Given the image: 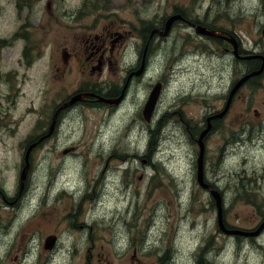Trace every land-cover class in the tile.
Here are the masks:
<instances>
[{
  "label": "rangeland",
  "instance_id": "1",
  "mask_svg": "<svg viewBox=\"0 0 264 264\" xmlns=\"http://www.w3.org/2000/svg\"><path fill=\"white\" fill-rule=\"evenodd\" d=\"M85 1L0 0V264H264V228L250 237L223 232L197 180L199 132L208 111L223 105L228 81L212 76L210 45L178 21L155 45L144 85L115 115L83 106L33 148L20 192L26 152L48 134L55 110L81 82L123 76L82 75L77 64L63 74L62 49L74 38L107 25L134 46L177 11L234 32L247 50L264 48V0ZM160 79L167 89L148 122L149 84ZM263 128L261 77L239 92L207 144L205 176L221 191L227 229L264 225Z\"/></svg>",
  "mask_w": 264,
  "mask_h": 264
},
{
  "label": "flooded vegetation",
  "instance_id": "2",
  "mask_svg": "<svg viewBox=\"0 0 264 264\" xmlns=\"http://www.w3.org/2000/svg\"><path fill=\"white\" fill-rule=\"evenodd\" d=\"M88 2L89 0H86L83 6L85 7ZM176 14H178L177 11H175L173 15ZM182 16L184 19L178 22L185 26L184 30L186 32L190 30L194 34H197L195 26L202 25L209 30L218 31L223 36V38H214L197 34V37L200 40L207 42L210 45L208 46L211 47V49H207V52H205L206 55L208 54L209 56L205 61L211 62L213 65L212 70H214V74L212 76L217 75L219 80L228 81V93L224 94L221 98L223 105L221 108L208 111L199 132L200 137L203 132L209 128V132L205 137L207 151V144L209 143V140L220 132V124L231 115L235 99L239 92L255 80L257 81L258 78L264 77L263 70L261 74L249 78L234 95L231 103L228 104L234 87L243 78L259 71L262 67L264 68V48L257 52L247 50L243 47L239 36H237L234 32L217 28L213 24L207 25L199 19L197 20L184 14ZM176 22L174 23L170 33L165 37H161L159 32L153 34L156 29L161 32L164 30L165 26L162 24L155 26L156 28L154 27L150 36L140 34L137 38V43L134 46L132 45L133 47H129L122 31L114 30L113 28H109L107 25L106 27H103V30L98 34H88L74 38L76 43L72 47L62 49L64 59L62 60V67L59 70L64 69L65 71L63 74H67L68 72L73 73L74 64H77L82 75L98 71L99 77H102L105 72H116L121 69L123 76L115 82H81L78 92L68 96L67 100L55 110L56 114L61 107L64 108L60 111L56 119L54 132L56 131L57 133L58 128L61 127L65 118L69 114L83 106H107L109 108H115V110L116 108L122 106L126 100H128L133 88L139 89L144 85L145 79L149 76L153 69L151 64L156 53L153 52L155 45L158 43L161 45L162 42H165L170 38L173 34L175 25H177ZM132 50L134 53L131 58L133 59V62L128 63L126 61V57ZM215 61L217 62V66L214 64ZM237 66L240 67L239 71ZM157 84L161 85V97L163 96L167 89V82L163 79H160L155 84H149V87L152 88L149 96ZM77 96L79 99L74 104H70L71 100ZM228 105L229 109L224 118L213 119L209 124L208 119L222 113ZM117 111L118 110L114 111L113 114L115 115ZM262 136L264 143V128L262 129ZM232 141L233 138H230L227 141V145L231 144ZM205 181L208 184H212L206 180V176ZM212 185L219 190L217 185ZM208 191L211 193L210 190ZM3 198L11 205L16 204L18 201V198L13 200H9L6 196H3Z\"/></svg>",
  "mask_w": 264,
  "mask_h": 264
},
{
  "label": "water",
  "instance_id": "3",
  "mask_svg": "<svg viewBox=\"0 0 264 264\" xmlns=\"http://www.w3.org/2000/svg\"><path fill=\"white\" fill-rule=\"evenodd\" d=\"M183 19L184 18H183V16L181 14H177V15L171 16V17H169L167 19V21L165 23L164 30L161 32L160 30L156 29V30H154L153 34L156 33V32H159L161 37H165L172 30V27H173L174 23L176 21H180V20H183ZM195 28H196V33L199 34V35L209 36V37H214V38H223V36L218 31L209 30L208 28L203 27L202 25H197V26H195ZM153 34H152V36H153ZM263 36H264V29H263ZM263 70H264V68L262 67L259 71L255 72L253 74H250L247 77L243 78L234 87V89L232 90L228 104L231 103V100L233 99L234 95L237 93V91L241 88V86L249 78L261 74L263 72ZM160 93H161V85L158 84V85L155 86L154 90L152 91V93H151V95H150V97H149V99H148V101H147V103L145 105V108H144V111H143V115H144L145 119L148 122L152 121L153 115L155 113V110H156V107H157V104H158V101H159ZM78 99H79L78 96L74 97L71 100L70 104H74ZM63 109L64 108L61 107L56 112V114L54 115L53 123H52V125L50 127V131L48 132V134H46L45 136L40 138L39 141H36L34 144H32L28 148V150L26 152V155H25V164H24V167L22 169L21 176H20V186H21L20 192L23 191L24 186H25V182H26V180L28 178V174H29L30 167H31L30 155H31V152H32L33 148H35L36 146H38L43 141H45L46 139H48L49 137H51L53 135L55 127H56V119H57L60 111H62ZM228 109H229V105L226 107V109L222 113H220V114H218V115H216L214 117L209 118L208 119L209 124L211 123V121L213 119H222V118H224V116L227 114ZM208 132H209V128H207L203 132V134L199 137V139H198L200 153H199V156H198V159H197V164H198L197 180H198L200 186L203 187L204 189H211L212 197L214 198V200L216 202L217 209H218V224H219L220 229L223 232H225L226 234H229V235H243V236H246V237L256 236L264 228V225H262L260 227V229L256 233L245 232V231H240V230H230V229H227V227H226V224H225V221H224V212H223V197H222L221 193L217 189H214L211 184H208L205 181V169H204L205 168L204 167L205 166V153H206L205 137H206ZM56 241H57V237L56 236L49 237L47 239V242H46V248L52 249L56 245Z\"/></svg>",
  "mask_w": 264,
  "mask_h": 264
},
{
  "label": "bare ground",
  "instance_id": "4",
  "mask_svg": "<svg viewBox=\"0 0 264 264\" xmlns=\"http://www.w3.org/2000/svg\"><path fill=\"white\" fill-rule=\"evenodd\" d=\"M169 47V46H168ZM158 85V84H157ZM155 88V87H154ZM154 90V89H153ZM152 93V92H151ZM151 95V94H150ZM150 97V96H149ZM160 97H161V93H160ZM160 97H159V101H160ZM149 99V98H148ZM148 101V100H147ZM158 101V102H159ZM147 103V102H146ZM158 105V104H157ZM157 108V107H156ZM144 111V110H143ZM156 111V110H155ZM154 116V115H153ZM198 139H199V137H198ZM197 143H198V140H197ZM206 145V144H205ZM198 146H199V144H198ZM199 153H200V148H199ZM205 155H206V153H205ZM197 166H198V164H197ZM205 167V166H204ZM205 169V168H204ZM197 173H198V169H197ZM212 185V184H211ZM212 187L214 188V189H217L216 187H214L213 185H212ZM203 188V187H202ZM204 189V188H203ZM206 190H210L211 191V189H206ZM218 190V189H217ZM219 191V190H218ZM220 193H221V191H219ZM212 195V194H211ZM222 195V194H221ZM223 197V196H222Z\"/></svg>",
  "mask_w": 264,
  "mask_h": 264
}]
</instances>
